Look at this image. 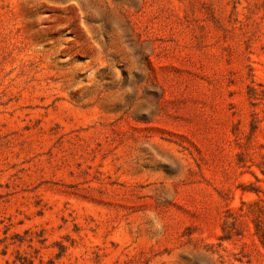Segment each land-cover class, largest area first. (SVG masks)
<instances>
[{"label":"rangeland","instance_id":"374dc122","mask_svg":"<svg viewBox=\"0 0 264 264\" xmlns=\"http://www.w3.org/2000/svg\"><path fill=\"white\" fill-rule=\"evenodd\" d=\"M0 264H264V0H0Z\"/></svg>","mask_w":264,"mask_h":264}]
</instances>
